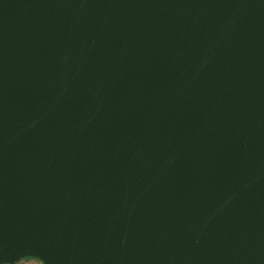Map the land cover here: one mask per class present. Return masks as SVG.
I'll return each mask as SVG.
<instances>
[{
  "label": "water",
  "instance_id": "95a60500",
  "mask_svg": "<svg viewBox=\"0 0 264 264\" xmlns=\"http://www.w3.org/2000/svg\"><path fill=\"white\" fill-rule=\"evenodd\" d=\"M264 264V0H0V264Z\"/></svg>",
  "mask_w": 264,
  "mask_h": 264
},
{
  "label": "crops",
  "instance_id": "0c3cea01",
  "mask_svg": "<svg viewBox=\"0 0 264 264\" xmlns=\"http://www.w3.org/2000/svg\"><path fill=\"white\" fill-rule=\"evenodd\" d=\"M13 264H43L41 261L35 259V258H32V257H25Z\"/></svg>",
  "mask_w": 264,
  "mask_h": 264
}]
</instances>
